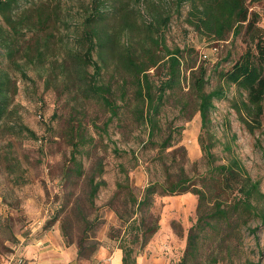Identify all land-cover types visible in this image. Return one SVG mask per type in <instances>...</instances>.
<instances>
[{
    "label": "rangeland",
    "instance_id": "1",
    "mask_svg": "<svg viewBox=\"0 0 264 264\" xmlns=\"http://www.w3.org/2000/svg\"><path fill=\"white\" fill-rule=\"evenodd\" d=\"M118 2L139 12L132 16L139 24L151 22L157 11L171 15L166 45L184 50L181 89L167 92L158 122L162 131L151 143L148 129L133 113L129 77L118 75L116 65L105 66L93 56L102 66L100 82L113 91L110 99L118 107L117 117L99 99L85 97L83 86L74 83L69 50L77 47L91 0H20L13 20L37 22L38 10L48 20L14 37L0 17V80L7 77L10 82L6 85L10 104L0 120V264H50L63 255L71 260L74 253L71 264H119L114 257L116 253L122 257L121 247L133 249L136 264H182L184 258L183 264H264V197L255 199V214L239 210L229 225L206 228L193 256H187V238L198 218L197 197L155 196L144 223L152 221L156 233L143 247L141 239L131 241L135 228L127 220L137 224L142 216L131 198L138 201L149 184L164 182L165 167L173 176L183 171L197 188L210 170L198 144L200 117L189 90L188 67L207 68L206 91L219 86L224 90V98L214 102L210 114L214 165L237 159L262 196L264 116L257 126L241 106L244 93L241 97L236 87L218 81L216 72L230 69L244 53L241 36L227 42L200 36L186 22L187 3L179 12L176 0H110L108 6ZM249 7L264 29V1ZM112 17L105 26L108 30L120 26L119 15L115 21ZM129 31H121L123 44H135L142 36L136 29ZM151 74L155 81L164 76L162 69ZM122 77L128 91L124 98ZM236 108L254 126L253 132L240 121ZM170 133L172 147L160 153L157 145ZM90 179L94 185L104 183L92 201ZM238 197L228 194L221 200L232 205Z\"/></svg>",
    "mask_w": 264,
    "mask_h": 264
},
{
    "label": "trees",
    "instance_id": "2",
    "mask_svg": "<svg viewBox=\"0 0 264 264\" xmlns=\"http://www.w3.org/2000/svg\"><path fill=\"white\" fill-rule=\"evenodd\" d=\"M19 1L0 0V17L13 37L25 32L23 30L32 31L37 25L47 24L48 20V16L43 15L39 10L37 22L25 17L13 20V10L18 6ZM109 1L91 0V12L78 36L77 47L75 50H69L68 58L70 59V68L74 70V83H79L80 88L83 86L81 92L85 97L99 99L110 110L112 116L117 117L118 107L116 108L114 104L115 100L110 99L113 91L109 84L100 82L102 66L93 61V56L97 55V59L102 61L105 66H109L111 63L116 65L118 75L129 77L132 87L131 101L135 103L133 113L136 120L148 129V140L151 143L154 136L162 131L158 122L167 92L181 89L184 50L178 47L170 49L166 45L165 31L171 20V15L168 13L162 15L157 11L151 22L143 21L139 24L137 19L132 17L140 16L138 11L121 2L117 3L119 5L113 3L109 7ZM261 1L264 0H176L175 2L178 12L184 4H188L186 22L200 36L212 42H227L239 36L242 37V42L245 44L244 53L232 64L230 69L217 71L216 74L218 81L223 86L236 87L241 97L244 93L245 98H242L244 101H241V106L257 126L260 125V118L264 116V29L259 27V16L255 11H250L249 4ZM151 8L154 6L151 5ZM109 15L113 16L112 21L116 20V16L120 17V26H116L118 28L115 30H108L105 27ZM123 28L130 31L136 29L138 35L142 34V36L135 44L133 42L123 44L120 36ZM9 46L11 45L8 42L7 48ZM219 65L220 63L216 65V68ZM91 67L93 73L89 74ZM159 69L163 70L164 76L155 81L151 71L157 73ZM188 70L189 90L194 96L195 110L200 117L198 144L203 159L207 161L210 170L205 177L201 178V186L197 188L194 184H190L187 177H184L183 171L173 176L168 173V169L165 167L164 182L149 184L138 201L131 198L136 211L142 216L137 224L136 220L132 218H130L131 222L128 220L127 222L133 225L132 228H135L131 234V241L135 242L141 239V247H143L157 231V226L152 221L149 224L144 223L153 198L184 193L195 195L198 199V218L187 238V256H193L197 240L206 228L212 229L221 224L229 225L231 215L239 210L247 216L255 214L257 211L254 201L264 196L259 191L258 183L251 181L237 159L231 158L226 164L214 165L212 150L215 144L209 135L210 114L214 110V102L224 98V90L219 86L211 91H206L208 73L204 65L191 66L188 67ZM122 81L124 84H121L120 95L124 98L128 95L125 77H122ZM8 84L10 82L7 77L4 81L0 80V120L6 116L10 104L9 97H7L6 85L8 86ZM183 108H185L184 105L181 110ZM236 110L240 121L249 128L250 132H253L254 126L248 123L239 108ZM29 134L34 136L31 132ZM171 138L170 133L157 145L160 153L172 147ZM73 146L76 148L77 143ZM75 168V172L80 176L79 165H76ZM102 184L104 183L100 182L94 185L93 179H90V201L94 199ZM235 193L239 197L233 200L232 205H228L226 200H221L224 195ZM136 211L133 215H136ZM213 222H216L214 226ZM79 246L81 247V245ZM120 250L122 251L121 264H136L133 249L121 247ZM183 260L185 261V258Z\"/></svg>",
    "mask_w": 264,
    "mask_h": 264
},
{
    "label": "crops",
    "instance_id": "3",
    "mask_svg": "<svg viewBox=\"0 0 264 264\" xmlns=\"http://www.w3.org/2000/svg\"><path fill=\"white\" fill-rule=\"evenodd\" d=\"M60 249H62V248H60ZM61 252L63 253V254H65V251H63V250H61ZM69 254V253H68ZM68 256V255H67ZM117 257V261H118V263L119 264H121V259H122V257H121V254L120 253H116V255H115V257L114 258H116ZM60 259L59 260H56V261H54V262H52V263H50V264H71V261H74V259H75V253H74V255H73V257L71 258V260L69 259V256H68V259L63 255V257H59ZM48 262H50V261H48ZM48 262H44V263H42V264H49ZM37 264V263H36ZM73 264V263H72Z\"/></svg>",
    "mask_w": 264,
    "mask_h": 264
}]
</instances>
